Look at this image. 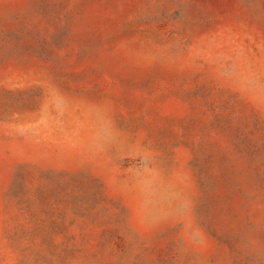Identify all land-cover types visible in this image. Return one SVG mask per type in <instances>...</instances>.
I'll use <instances>...</instances> for the list:
<instances>
[{"label": "rangeland", "instance_id": "obj_1", "mask_svg": "<svg viewBox=\"0 0 264 264\" xmlns=\"http://www.w3.org/2000/svg\"><path fill=\"white\" fill-rule=\"evenodd\" d=\"M0 264H264V0H0Z\"/></svg>", "mask_w": 264, "mask_h": 264}]
</instances>
